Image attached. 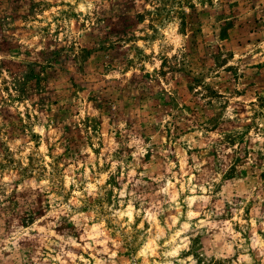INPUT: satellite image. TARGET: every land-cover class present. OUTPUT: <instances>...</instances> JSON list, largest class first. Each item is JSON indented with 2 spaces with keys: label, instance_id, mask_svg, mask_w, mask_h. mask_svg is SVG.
Here are the masks:
<instances>
[{
  "label": "rangeland",
  "instance_id": "obj_1",
  "mask_svg": "<svg viewBox=\"0 0 264 264\" xmlns=\"http://www.w3.org/2000/svg\"><path fill=\"white\" fill-rule=\"evenodd\" d=\"M0 264H264V0H0Z\"/></svg>",
  "mask_w": 264,
  "mask_h": 264
}]
</instances>
